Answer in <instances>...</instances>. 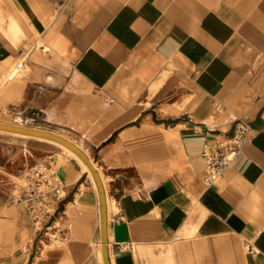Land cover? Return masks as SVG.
Returning <instances> with one entry per match:
<instances>
[{"label":"crops","instance_id":"crops-1","mask_svg":"<svg viewBox=\"0 0 264 264\" xmlns=\"http://www.w3.org/2000/svg\"><path fill=\"white\" fill-rule=\"evenodd\" d=\"M15 60L0 99L17 114L0 121L92 158L112 264H264V0H0V64ZM241 120L242 152L208 183L206 146ZM77 155L0 129V264H106L100 189ZM41 161L65 190L59 245L10 193Z\"/></svg>","mask_w":264,"mask_h":264},{"label":"built area","instance_id":"built-area-1","mask_svg":"<svg viewBox=\"0 0 264 264\" xmlns=\"http://www.w3.org/2000/svg\"><path fill=\"white\" fill-rule=\"evenodd\" d=\"M114 101L115 98L112 96L106 98L107 104H112ZM218 106L222 107V104H218ZM249 133V123L245 120H241L237 123L232 135L219 137L214 147L210 145L206 146L204 155L208 165L204 173V178L208 183L211 184L215 182L224 170L236 160L243 150ZM46 163H39L26 173L27 184L25 186H20L19 193L14 196L19 202H23L28 206L38 222V210L36 206L34 207L36 199H46L48 196L46 194L47 191L57 185L52 182V177L55 176L56 173L55 168L52 164L48 165ZM248 248L250 251L256 252L254 245L249 244Z\"/></svg>","mask_w":264,"mask_h":264},{"label":"rangeland","instance_id":"rangeland-1","mask_svg":"<svg viewBox=\"0 0 264 264\" xmlns=\"http://www.w3.org/2000/svg\"><path fill=\"white\" fill-rule=\"evenodd\" d=\"M21 60H15L8 64H0V88L5 86L7 87V83L9 81H12L15 78H20L21 72L23 71V65ZM16 71L13 79L10 78L13 72ZM11 98H3L0 99V120H7V121H14V118L17 114V109H15L14 105H8L6 102ZM74 158V157H73ZM75 159V158H74ZM73 161H76V159ZM47 162V163H46ZM39 163H46V164H52L56 169L58 168L57 164H55L53 161H41L37 162L31 166L26 167L20 175H16L13 178V181L11 182V190L10 193L14 196H16L20 191V186H25L27 184L26 180V173L35 165ZM52 182L56 185L55 187H52L50 190L47 191V198H38L35 201V205L38 210V220L39 224L42 225V228L46 235L44 243L48 244H62V242L65 240L66 235L65 232V225L64 222H57L54 214L56 210V204L61 198V196L65 193L64 187L62 182H60V176L58 172L55 173V176L52 177ZM58 186V187H57ZM238 249L241 250V252H245L247 249L243 243L238 244ZM237 249V250H238Z\"/></svg>","mask_w":264,"mask_h":264},{"label":"water","instance_id":"water-1","mask_svg":"<svg viewBox=\"0 0 264 264\" xmlns=\"http://www.w3.org/2000/svg\"><path fill=\"white\" fill-rule=\"evenodd\" d=\"M0 129H7V130H13L28 134H34L39 136H45L49 138H53L66 146L70 147L71 149L75 150L81 158L87 163L91 171L93 172L96 181L98 183L100 193H101V202H102V231H103V253H104V259L106 264H112L111 263V257L109 253V238H108V225H107V195L105 186L101 177V174L95 164V162L92 160V158L86 153V151L80 147L77 143L70 140L69 138L58 134L56 132H52L49 130H43L38 128H32L28 126H22L17 124H12L8 122H1L0 121Z\"/></svg>","mask_w":264,"mask_h":264},{"label":"bare ground","instance_id":"bare-ground-1","mask_svg":"<svg viewBox=\"0 0 264 264\" xmlns=\"http://www.w3.org/2000/svg\"><path fill=\"white\" fill-rule=\"evenodd\" d=\"M15 73H16V71H14L13 72V74L11 75V77L10 78H12L13 79V77H14V75H15ZM7 87H5V91L6 92H11V91H13V90H15V88H16V86H17V80H16V78L15 79H13L12 81H9L8 83H7ZM65 145V144H64ZM68 147V146H67ZM70 148V147H69ZM70 150H71V148H70ZM72 152H74V154H78L75 150H73L72 149ZM77 156H79L80 158H81V156L78 154ZM82 159V158H81ZM83 160V159H82ZM84 161V160H83ZM85 162V161H84ZM85 164H86V166L87 167H89L88 165H87V163L85 162ZM90 169V168H89ZM91 170V169H90ZM92 172V171H91Z\"/></svg>","mask_w":264,"mask_h":264}]
</instances>
